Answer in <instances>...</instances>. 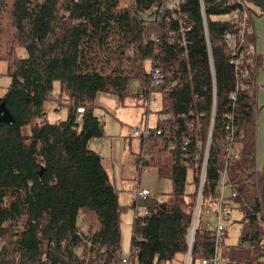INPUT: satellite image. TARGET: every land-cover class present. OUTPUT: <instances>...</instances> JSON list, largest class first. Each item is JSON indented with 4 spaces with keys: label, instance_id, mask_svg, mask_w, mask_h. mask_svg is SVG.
<instances>
[{
    "label": "trees",
    "instance_id": "16d2710c",
    "mask_svg": "<svg viewBox=\"0 0 264 264\" xmlns=\"http://www.w3.org/2000/svg\"><path fill=\"white\" fill-rule=\"evenodd\" d=\"M128 2L0 0V64L6 66L0 76L10 80L0 92L8 113L0 118V264H172L186 250L207 147L202 206L215 196L226 168L242 214L239 242L221 252L222 262L264 264L257 218L264 214V160L257 166L264 56L256 50L254 26L253 36L236 37L233 50L224 36L238 32L240 25L229 18L244 9L236 0H178L174 8H167V0ZM247 48L253 54L245 55ZM233 51L242 53L248 76L237 73ZM154 67L163 75L161 88L151 86ZM133 80L143 103L160 92L158 122L135 152L137 171L155 168L170 180L171 191L167 201L134 213L129 254L122 255L120 215L126 206L89 143L103 135L96 94L123 100ZM48 100L65 109V118L38 123ZM228 134L237 155L228 153ZM81 210L91 217L86 232L77 220ZM212 253L213 238L199 226L192 261Z\"/></svg>",
    "mask_w": 264,
    "mask_h": 264
},
{
    "label": "rangeland",
    "instance_id": "374dc122",
    "mask_svg": "<svg viewBox=\"0 0 264 264\" xmlns=\"http://www.w3.org/2000/svg\"><path fill=\"white\" fill-rule=\"evenodd\" d=\"M130 0H126L128 2ZM129 3V2H128ZM247 11L251 14L248 7L250 6L254 14V22L256 27V34L258 36L259 48L264 56V25L261 24V16L258 15L260 11L254 3L245 4ZM264 20V17H262ZM23 49V48H22ZM22 49H18L19 55H24L25 52ZM5 62L0 64V70L5 71ZM146 69H149L147 64ZM9 77L4 74L0 76V92L4 94L5 89L9 84ZM258 83H259V95L260 103H258V120L257 123L260 126V130L263 128L264 121V74L258 71ZM137 81L133 80L129 89V94L120 100L115 94L109 92H98L95 97L96 113L101 115V118H105L106 124L103 122V135L98 138H108L113 143V162L115 165L114 176H111V181L118 190V200L121 204L126 206V209L120 215V246L122 255L129 254L130 237L132 230V219L134 213H145L147 205L154 201H167L169 199V193L171 190V182L164 177L158 176L154 173V177L151 181L146 182L145 186L151 189V194L147 200H142L139 196H135L132 192L133 187L137 183L138 171L135 168L128 166V162L132 160L130 151L139 148V142L141 135H132V128L138 130L147 127H154L158 122V115L155 110L160 105V92L154 90L150 94L148 101L143 103L141 98L136 96L137 92ZM53 95L58 94V83L54 84ZM149 102L150 108L147 109V103ZM101 113V114H100ZM65 118V109L56 110V104L54 100H48L46 102V114L38 119V123L44 122H56ZM148 118V119H147ZM27 133L28 128L24 129ZM258 136V131H257ZM131 142V146L129 147ZM91 143V142H90ZM209 144V142H208ZM138 147V148H137ZM134 156V155H133ZM259 161H261L263 154L259 151L257 153ZM122 172L124 173V180L121 179ZM143 175V174H142ZM141 175V178H142ZM112 176L115 178H112ZM140 178V177H139ZM191 171L187 174L186 192L191 189ZM188 198V196H185ZM134 198V199H133ZM136 201V206L133 205V201ZM234 220L226 229L225 236L220 246V254L228 246L237 245L239 242V235L241 232V218L242 214L240 210L234 211ZM83 232H86L91 217L88 211L81 210L77 218ZM222 260V258H221ZM223 261V260H222ZM170 264V263H165ZM172 264H182V256L176 255ZM195 264H201L199 259L195 260Z\"/></svg>",
    "mask_w": 264,
    "mask_h": 264
},
{
    "label": "built area",
    "instance_id": "2783aa9c",
    "mask_svg": "<svg viewBox=\"0 0 264 264\" xmlns=\"http://www.w3.org/2000/svg\"><path fill=\"white\" fill-rule=\"evenodd\" d=\"M236 1L239 2L244 9L232 11L229 14V18L231 17V20L234 23H238L240 25L238 32L236 36L231 33H227L224 36L230 48L233 50L235 47V42L237 41L236 37H239L238 39H242L245 33L253 36L252 16L247 11V7L245 6V2L243 0ZM166 4L167 8H174L175 6H177L178 0H167ZM233 53L235 55L233 56L232 62L235 65L236 71H238L237 73L241 76H248L249 71L247 69H243L242 67V53H239V56L236 54V51H233ZM244 54H253V49L247 48ZM151 75L153 78L151 86L154 88H161L164 82V78L159 68L154 67L153 69H151ZM149 108L150 104L148 102L147 109ZM78 110L80 113L83 112V108H80ZM155 110H159V107H156ZM165 117H167V115H162V118ZM149 129L150 127L145 126L142 130L132 128L131 131L133 136L141 135V137H143L149 132ZM227 141L228 142L226 147L228 149V153L237 155L238 152L234 150V147H232L231 145V134H228ZM208 142L209 138L207 143ZM207 151L208 147L205 150L204 160L201 167V175L198 183L195 203L192 210L191 223L186 233V250L182 257V264H195V261H192V246L195 232L199 226L201 227V230H203L204 232H208L213 238V253L210 256L199 258L201 264H223L220 254V246L223 241V237L225 236L228 225L234 221V211L238 210L236 203L237 191L231 186L230 177L226 168L222 169L219 172V180L215 196L205 207L202 206L201 192L204 181V173L206 169ZM135 193L137 197L139 196L142 200H147L150 194V190L145 187H139ZM257 218L264 235V214L263 216L258 215Z\"/></svg>",
    "mask_w": 264,
    "mask_h": 264
},
{
    "label": "crops",
    "instance_id": "0c3cea01",
    "mask_svg": "<svg viewBox=\"0 0 264 264\" xmlns=\"http://www.w3.org/2000/svg\"><path fill=\"white\" fill-rule=\"evenodd\" d=\"M259 19H261V24L262 26L264 25V20H262L263 18L260 17ZM253 26H255V24L253 23ZM256 30V27L254 28V31ZM255 34H256V31H255ZM256 37H257V45H256V50H258V52L262 53L260 51V48H259V41H258V36L256 34ZM258 103H260V95H259V91H258ZM97 114V113H96ZM101 114V113H100ZM99 116V118L104 122V124H106V128L108 127L107 126V122H106V119L105 118H101V115L97 114ZM148 119V118H147ZM257 120H258V115H257ZM259 129H260V126L259 124L257 123V131H258V136H257V148L259 149V151L263 154L262 156V159L261 161H259L258 159V168H261V165L263 164V157H264V121H263V128L260 130L259 132ZM100 138V137H99ZM91 143H89V147L91 149H94L97 153H99L103 159V162H104V165L105 167L107 168V170L109 171L110 175H113L114 176V170H115V165H114V162H113V143L111 141H109L108 138L104 137V138H101V139H93L90 141ZM131 146V142H130V145L129 147ZM138 148V147H137ZM138 149L136 150H132L130 151V155L133 157L131 161L128 162V166H130L132 169L135 168L137 169V163H136V154L135 152L137 151ZM134 155V156H133ZM157 173V179H158V172L155 168H149V169H144L141 173H138V179H137V183L136 185L133 187L132 189V192L135 196L136 195V190L139 188V187H145V188H148L150 190V194H151V189L148 187V186H145L146 185V182L149 183V181L152 180V178L154 177V171ZM143 174V175H142ZM141 175H142V178H141ZM112 176V178L114 179L115 181V178ZM111 177V176H110ZM140 177V178H139ZM121 179L124 180V173L122 172V175H121ZM165 179V178H164ZM170 181V180H169ZM171 191V190H170ZM149 194V195H150ZM149 197V196H148ZM134 199V198H133ZM133 205L136 206V201L134 200L133 201ZM235 221V220H234ZM230 225V224H229Z\"/></svg>",
    "mask_w": 264,
    "mask_h": 264
},
{
    "label": "water",
    "instance_id": "95a60500",
    "mask_svg": "<svg viewBox=\"0 0 264 264\" xmlns=\"http://www.w3.org/2000/svg\"><path fill=\"white\" fill-rule=\"evenodd\" d=\"M251 1L257 7H259L264 14V0H251ZM2 112H4V109L2 108L0 104V118L3 117L5 119L8 113L4 112V114L1 116ZM261 197H262V204H263V209H264V169H263V177H262V183H261Z\"/></svg>",
    "mask_w": 264,
    "mask_h": 264
}]
</instances>
